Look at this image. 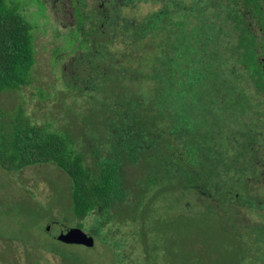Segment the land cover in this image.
Instances as JSON below:
<instances>
[{
  "label": "trees",
  "instance_id": "1",
  "mask_svg": "<svg viewBox=\"0 0 264 264\" xmlns=\"http://www.w3.org/2000/svg\"><path fill=\"white\" fill-rule=\"evenodd\" d=\"M96 18L61 81L92 149L19 105L0 109V167L62 170L73 226L134 241L123 264H264V0H131ZM35 62L31 23L0 0V93Z\"/></svg>",
  "mask_w": 264,
  "mask_h": 264
},
{
  "label": "rangeland",
  "instance_id": "2",
  "mask_svg": "<svg viewBox=\"0 0 264 264\" xmlns=\"http://www.w3.org/2000/svg\"><path fill=\"white\" fill-rule=\"evenodd\" d=\"M13 1L19 3L21 13L32 25L36 62L31 84L0 93V109L12 112L22 105L34 122L43 125L54 121L53 127L72 130L91 150L83 121L61 92L67 62L78 50L76 33L65 39L49 12L45 14L49 22H45L44 13L33 1ZM158 7V3L140 2L137 7H127L126 14L142 19ZM69 184L67 175L53 164H35L20 171L0 167V264H123L119 256L122 251L128 252L129 259L135 258L134 241L123 247L114 233H101L92 245L56 238L54 233L59 223L66 222L64 217L69 219L65 224L74 225L70 220ZM254 217L264 222V210L254 211ZM167 222L171 242H175L179 219L170 215ZM84 230L90 232L86 226ZM251 260L244 258L242 264Z\"/></svg>",
  "mask_w": 264,
  "mask_h": 264
},
{
  "label": "flooded vegetation",
  "instance_id": "3",
  "mask_svg": "<svg viewBox=\"0 0 264 264\" xmlns=\"http://www.w3.org/2000/svg\"><path fill=\"white\" fill-rule=\"evenodd\" d=\"M41 10L45 18V22H49V17H45L46 12L50 13V17L56 23L57 29L67 35L76 33L74 41L80 43L84 36V29L95 25L98 21L97 13L101 11H113L117 6H125L131 0H31ZM68 39V38H67ZM261 259L264 260V232L261 234ZM257 264V263H256Z\"/></svg>",
  "mask_w": 264,
  "mask_h": 264
},
{
  "label": "water",
  "instance_id": "4",
  "mask_svg": "<svg viewBox=\"0 0 264 264\" xmlns=\"http://www.w3.org/2000/svg\"><path fill=\"white\" fill-rule=\"evenodd\" d=\"M54 234L57 239L66 243L73 242L92 245L95 239L91 232H87L81 227L70 226L65 223H59V227Z\"/></svg>",
  "mask_w": 264,
  "mask_h": 264
}]
</instances>
